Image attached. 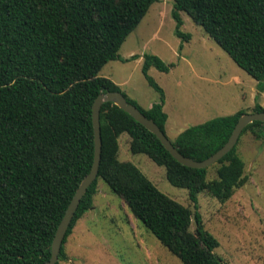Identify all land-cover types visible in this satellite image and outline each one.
<instances>
[{"label": "trees", "instance_id": "1", "mask_svg": "<svg viewBox=\"0 0 264 264\" xmlns=\"http://www.w3.org/2000/svg\"><path fill=\"white\" fill-rule=\"evenodd\" d=\"M157 1L0 0V264H41L51 258L58 225L93 166V104L101 92L121 91L166 132V93L149 71L155 67L170 72L174 63L144 55L143 73L159 93L149 109L100 75L108 62L121 59L123 43ZM181 11L264 89V0H174L176 33L189 41L191 34L181 29ZM262 111L264 106L256 103L253 112ZM243 113L190 126L172 142L184 155L204 160L226 144ZM101 127L99 176L81 200L57 264L68 259V236L94 206L99 178L184 264H222L216 253L220 241L205 227L199 194L226 202L248 182L240 140L217 163L192 168L114 102L103 104ZM248 131L264 141V122H252L243 134ZM122 133L130 135L132 153H144L165 166L170 183L189 190L194 213L135 163L119 159Z\"/></svg>", "mask_w": 264, "mask_h": 264}, {"label": "rangeland", "instance_id": "2", "mask_svg": "<svg viewBox=\"0 0 264 264\" xmlns=\"http://www.w3.org/2000/svg\"><path fill=\"white\" fill-rule=\"evenodd\" d=\"M173 8L174 0L155 2L120 48L121 59L108 62L100 75L121 84L127 95L148 108L159 101V93L143 73L144 55L156 54L174 63L170 72L155 67L150 71L166 93V132L171 140L190 126L242 109L253 112L256 103L264 106L259 81L186 11H181V29L191 39L185 41L177 35ZM130 140L128 133L120 136L119 159L135 163L164 193L194 213L189 190L170 183L165 166L144 153H132ZM238 151L245 161L248 182L226 202L200 193L199 209L205 227L220 241L216 253L222 264H264V141L248 131L241 136ZM214 175L212 169L210 177ZM190 229H196L194 220ZM65 249L68 259L60 264H184L101 178L94 206L77 221Z\"/></svg>", "mask_w": 264, "mask_h": 264}, {"label": "water", "instance_id": "3", "mask_svg": "<svg viewBox=\"0 0 264 264\" xmlns=\"http://www.w3.org/2000/svg\"><path fill=\"white\" fill-rule=\"evenodd\" d=\"M105 102H114L126 112H128L137 121L143 124L147 129L153 132L165 146V148L182 164L192 168H208L209 166L217 163L227 153H229L238 144L243 131L252 122L259 120L264 122V111L262 112H246L243 113L229 140L213 155L204 160H196L184 155L172 142L166 132L151 118H149L138 106L128 101L126 96L121 91H105L101 92L94 101L93 104V124L95 132V154L94 162L91 171L84 177L75 195L73 196L65 214L60 221L56 230L53 242H52V254L51 258L41 264H57L59 262V256L64 244V240L67 236L69 227L71 226L74 217L78 211L81 200L87 193L89 187L99 176V169L102 159V127H101V109Z\"/></svg>", "mask_w": 264, "mask_h": 264}, {"label": "crops", "instance_id": "4", "mask_svg": "<svg viewBox=\"0 0 264 264\" xmlns=\"http://www.w3.org/2000/svg\"><path fill=\"white\" fill-rule=\"evenodd\" d=\"M151 70H152V68H151ZM151 70H150V71H151ZM150 71H149V72H150ZM118 85H120V87H122V85H121V84H118ZM154 103H155V102H151V103L149 104V107H148V108H146V109H149V108H151V107H152V105H153ZM164 110H165V112H166L165 105H164ZM168 121H169V115H168V120H167V123H166V128L168 127ZM122 134H123V133H122ZM122 134H121V135H122ZM121 135H120V136H121ZM129 136H130V135H129ZM119 138H120V137H119ZM130 138H131V137H130ZM130 142H131V140H130ZM119 145H120V144H119ZM119 152H120V150H119ZM138 154H141V153H138Z\"/></svg>", "mask_w": 264, "mask_h": 264}]
</instances>
